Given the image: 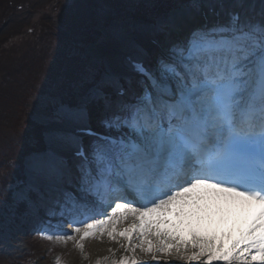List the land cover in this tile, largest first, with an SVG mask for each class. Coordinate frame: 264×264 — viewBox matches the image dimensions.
I'll return each mask as SVG.
<instances>
[{
    "label": "snow or ice",
    "instance_id": "6c2138e0",
    "mask_svg": "<svg viewBox=\"0 0 264 264\" xmlns=\"http://www.w3.org/2000/svg\"><path fill=\"white\" fill-rule=\"evenodd\" d=\"M136 70L140 90L131 96L92 89L61 104L55 134L31 161L61 214L105 202L110 211L76 221L74 234H40L79 237L83 251L106 233L132 253L111 264H140L138 248L157 264L173 255L188 264H264V12L206 23L154 69ZM100 102L102 132L90 124ZM253 205L258 212L226 245Z\"/></svg>",
    "mask_w": 264,
    "mask_h": 264
},
{
    "label": "rangeland",
    "instance_id": "374dc122",
    "mask_svg": "<svg viewBox=\"0 0 264 264\" xmlns=\"http://www.w3.org/2000/svg\"><path fill=\"white\" fill-rule=\"evenodd\" d=\"M89 1H95L94 3H98L99 6L93 10L91 9V7L85 10L84 7ZM104 1L105 0H53L51 5L50 3L45 5L42 2L39 4L37 10L33 14H25L27 15V17L25 20H23L24 24L22 26L19 24L21 22H18V24L14 25V27H11L8 23L4 26H0V149H7L11 143H16L17 140L18 143H20L19 140L23 139V126L25 123L24 118H20L19 114L14 112V121L10 122V116L8 115V112L12 110V108L8 102H3V97H8L9 94L17 93L18 96L15 95L14 100L17 103H21L26 99V96H24V98L20 102L19 95L23 94L24 91L26 92L25 94H27L28 92L30 93L37 88V85L34 84V79H28L24 76V74H11L12 70L18 69L16 67H19V62H22V55L26 52H30L33 46L34 49H36V46L38 48H41V46L38 44L44 42V38H47L49 40L51 37V39H59V37L61 36L62 38H68L66 42H68L70 50H73L72 54L74 55V59H76L77 62L80 64V67L70 66V68L76 70V72L79 74V78L83 77L86 72H90L92 70V67L94 68V70L96 68L98 70L102 67L104 68V72L102 73V81L99 80L94 82L93 87H91L90 89H86V91L96 89L94 88L96 84L98 85V89H100V84H108L107 82L111 81H115L116 83L119 81L120 78L126 80L130 79V76L127 77V74L120 75L117 78H113L114 76H112L111 69H109L108 65H106V61L104 60L102 55H100L101 51L103 49L108 48L110 45L109 41L106 39L109 38L110 40L111 38L113 40L117 31H119L120 35L129 36L132 35V33L136 32V28H145V30H148V32L151 31L157 33L159 37H163V35L165 34V40V38H170L169 31H171L176 26V20L179 18L174 16L173 20L167 23L165 21H169V19L166 18L169 17V15L166 14V16L157 17L159 14L156 13L155 15L157 18L151 22V25L143 24L145 23L144 20L142 21L141 19H138L135 16H139L141 11H144L147 15L149 13L155 12V9L161 3L160 0H135L134 3H132V0H115L117 8H119L121 10V14H123L119 17L118 15L120 14L112 10L114 8L111 6L110 0L105 2ZM166 1L168 0H164L162 4L165 5ZM222 1L227 2L230 5L227 14L233 13V10L235 8H238V10L236 11H240V13H243L247 8L245 6L246 0ZM254 1L260 3H257V6L255 8V11H257V13L254 14L255 17H258V15H261V11L263 9L262 7H259V5H261V2H263L264 0ZM219 2L220 1L218 0H202V3H204L206 6L217 4L218 7H222L223 4L220 5ZM200 3V0H191V3L189 5L198 6V4L200 5ZM150 5L154 6V8H152L151 10L148 9ZM91 6L94 8V4H92ZM131 6L132 9H130ZM134 7L136 8L135 10H133ZM208 9V7H205L203 11L205 14H207V18L214 17L212 22L216 19L219 20L220 16L223 14L220 12L219 9L217 10L216 14L207 13ZM137 10L140 11V13H136ZM172 13L173 11L170 14ZM90 15L91 18L89 19ZM251 15L253 14L251 13L250 16ZM195 16L197 18H194V20L197 23L199 21H202L201 23L211 21L204 20V17L203 19H199L198 16L201 15ZM253 16H251V18ZM108 17H113L110 23H106L105 19ZM98 18L103 21V25L101 26V28L104 35H102L103 37H101L100 40L98 38L97 30L94 29L95 23L98 22ZM85 20H87V22H92V30L90 32L89 38L85 39L87 42L86 44H90V46L86 50L84 49V51H82L78 50L80 49L78 48V46L80 47L82 45L81 38L85 37L86 35H81L80 38L79 34L77 32H74V27L76 25L81 28V26H84ZM155 21L157 22V26L153 25V22ZM45 25H48L49 27ZM192 26L193 28L197 27L195 26V24L191 23V27ZM44 35L46 37H43ZM179 39H177L176 41H179ZM164 40L158 39V41L161 43H163ZM95 48H97L98 50L97 55L92 54ZM39 51L42 50L36 51L38 55L40 54ZM45 51L46 50H44L43 52ZM34 52H31L30 54L33 55ZM156 63L157 60L156 62H148V65L155 68ZM57 71L59 73V76L56 77L55 82H49L50 84H46V86L44 87V89H46L45 94L42 95L41 99H37L39 100V104H34L32 100L33 104L30 105L31 113L28 112L27 108L28 114H32V119L40 125V128L44 130L45 146H47L49 136L54 134V125H57L56 115L57 109L59 107L58 103L61 104L63 101L60 98L61 95L57 94V86L63 81L62 77L69 72V67H63L60 70L57 69ZM49 81L51 80L49 79ZM132 84L134 83L132 82ZM48 86L52 87L49 88ZM73 93L76 94V100H78V98L82 95V91H73ZM34 94L37 95L35 91ZM10 100L11 99H9V101ZM35 100L36 99L34 98V101ZM97 124V126H99V129H103L101 127V123ZM35 153L38 152L34 151L32 156H30L26 160V168L23 175L24 179H20V181H22L21 187H18L20 183L19 180V182L17 181L14 184H10L8 186L10 192L11 190H13L11 193L12 199L10 200L12 202L11 207H16L17 210L19 204H22V200L27 199L30 189L36 190L35 194L37 195V203L39 201L41 202V198L43 200V195H41V192H39V190L35 188V183L33 181L35 175L33 171L31 172V161ZM4 176V171L0 170L1 188L3 184L7 183V180L10 178L11 175L7 173V176L5 178ZM12 177L17 179L16 174H13ZM25 193L27 195H23ZM41 204L42 205L40 207L42 208L46 204V201L44 205L42 202ZM8 205H10V203H8ZM27 205V208H29V212L33 214V207H35L36 203L32 204V202H28ZM13 213L14 211L9 212V214ZM51 219L52 221H56L55 218ZM12 220L13 219H11V216H7V224L3 225L4 236L0 237V264H57V261H59V264H66L69 261V256L72 255L73 251H75V246L77 245V241L79 240L78 237L76 241L71 242V249L73 251L66 252L64 250L66 244L63 245L61 243L62 240H49L40 234L41 231L47 232L49 230H54V227L62 229V223H51L46 221L45 223H40V225L37 222L33 230H30V228L29 230H26L21 229V227L15 222L12 228L8 226V222ZM24 223H26V220L23 222V224ZM63 242L66 243V241L64 240ZM60 254H63V256H60ZM9 257H12L14 259L9 260ZM57 258L61 259L58 260Z\"/></svg>",
    "mask_w": 264,
    "mask_h": 264
},
{
    "label": "bare ground",
    "instance_id": "6f19581e",
    "mask_svg": "<svg viewBox=\"0 0 264 264\" xmlns=\"http://www.w3.org/2000/svg\"><path fill=\"white\" fill-rule=\"evenodd\" d=\"M161 3L157 6V8L154 10L155 12L153 13H149L148 15L146 13H140L139 16H135L138 19H141L142 21L144 20L145 23L143 24H148L151 25V22L154 21L157 17L159 16H166L169 15V17H166L167 19H169V21H165V22H170L173 20L174 16L179 17L176 21V26L171 30V35L172 37L170 39L172 40H177L179 37H181L180 40L183 39V41L185 39H187V37L189 36V34L192 32V30L196 29L193 28V26L191 27V23H193V16L197 15V12L195 10H193V6H190L189 4L191 3V0H168L166 1L165 5L162 4V2H164V0H160ZM201 3L200 5L198 4V9L203 12V8L205 7V4L202 3V0H200ZM221 1V0H218ZM95 1H89L87 5H85L84 9L86 10L87 8L91 7V9H95L99 6L98 3H94ZM135 0H132V3H134ZM257 3L260 4L259 2H255L254 0H246V10L243 13H239L238 8L234 9L233 11H236L235 13H239L241 15H245L248 17H251L250 14H256L257 11H255ZM92 4H94V8L91 6ZM110 4L113 8L117 7V4L115 2V0H110ZM160 6V7H159ZM217 6V5H216ZM229 4L227 2H224L222 7H217L221 13H223L219 20L216 19L213 22H217V21H223L228 19L229 13L227 14V11L229 10ZM101 7V5H100ZM151 7V8H150ZM159 7V8H158ZM194 7H196L194 5ZM235 7V6H234ZM259 7H262V11L264 12V1L261 2V5H259ZM154 8V6L150 5L148 7V9H152ZM119 9V8H118ZM132 9V6L131 8ZM136 8L134 7L133 10H135ZM138 9V8H137ZM188 9V10H186ZM140 10V9H139ZM186 10V11H185ZM258 10V9H257ZM173 11L172 14H170ZM178 11V12H176ZM118 13H121V10L119 9ZM159 14L157 17L155 14ZM155 15V16H154ZM84 16V14H83ZM154 17V19H153ZM261 17V15H258V17L256 16V19H259ZM162 18V17H160ZM199 19H203L202 16H198ZM214 17L211 18H207L205 17L204 20H209V19H213ZM99 19V18H98ZM113 17H108L106 18V23H110L112 21ZM100 20V19H99ZM205 23V22H203ZM92 22H87V20L84 21V26H81L82 28V35H86L85 37L82 38V42L85 41L86 38H89L90 32L92 30L91 27ZM103 24L101 23V21L96 22L95 23V27L94 29L97 30L98 32V38L99 40L101 39V37H103L102 35H104L103 31H102V26ZM153 25L157 26V22H153ZM143 27V26H142ZM85 30V31H84ZM80 37V34H79ZM165 34L162 36H158L157 33L154 32H148V30H145V28H136V32L132 33V35L126 36V35H120L119 31H117V33L115 34V37L113 38V40L110 38L106 39L109 41V47L106 49H103L101 51L102 57L104 58V60L106 61V65H108L109 69H111V73L112 76H114L113 78H117L120 75H124L127 74V77L130 76L129 80L120 78L118 82L115 83V81H111V82H107L108 84H100L99 88L100 90L103 91L104 94H107L109 96H111L112 98H117L119 96V94L121 92H123L125 94V90L128 91H132L130 96L134 93V89H138L140 88V81L142 79V77L138 74L137 70L132 66L134 64H138L141 62H156V60H158L163 53L165 52V50L161 48L162 52H159L160 50V43L158 42L157 39H162L164 40ZM166 39V38H165ZM88 48V46H85L82 48V51H84V49L86 50ZM111 51V52H110ZM124 54H120V53ZM154 54H152V53ZM92 54L97 55L98 54V50L97 48H95L92 52ZM145 54V57H144ZM150 54V55H149ZM157 55V56H156ZM113 56V58H112ZM149 56V57H148ZM154 69V68H152ZM150 69V70H152ZM104 72V68L102 67L101 69H95L92 67V70L89 72H86L84 74L83 77H80L77 79L76 83H75V89H71V90H76L79 89L80 86L81 88H87L90 89L91 87H93L94 82L101 80L102 81V73ZM132 82L134 84H132ZM119 84L123 85L124 88L119 87ZM129 86V87H128ZM94 88L98 89V85L96 84L94 86ZM38 98L37 95H35V104L38 105L39 104V100L37 99H41L43 93H38ZM41 94V95H40ZM125 96H129V93H127V95ZM66 103V102H62ZM61 104H59L60 106ZM52 108V107H51ZM94 111L92 112V117H95L96 114L97 115H101L103 116V105L100 103H97L94 105ZM98 123L101 122V120H97ZM58 128V125H54V129H53V133L55 134L56 130ZM43 130V129H42ZM44 132V130H43ZM44 135V133H43ZM33 142H35V139H32ZM45 141V139H44ZM84 144H85V140H84ZM89 144V143H88ZM88 144H85L86 146H88ZM34 147V146H33ZM46 146H44L45 148ZM37 152H40L38 150H35ZM33 152L30 155H27L24 157V160H21V153H18L16 158L18 160H20L22 162V165L24 164V171L26 168V160L27 158H29L30 156H32ZM36 154V153H35ZM24 171L23 174L20 175V178L24 175ZM32 167H31V172H32ZM10 172L13 174L18 175L17 171L15 169H10ZM34 183H35V188H37V190H39V192H41V195H43L42 197L45 198V201H42V198L40 199L41 202L43 203V207L39 210H33V214L32 216H37L38 212L39 215L45 211L46 215L48 217H51L55 214H58L59 216H62L61 218L65 219L67 221V223L70 226H66L63 225L62 229H58V228H53L54 230H49L50 232H59V233H63V232H67L69 234H74V227L77 226L76 225V221H84L86 220L88 217L90 216H96V215H100V210L99 209H95L94 207H92L88 213L86 214L85 212H67V211H63V213L61 214V210L59 209V207L56 205L55 203V198L47 191L46 186L42 183L37 182L36 177L34 178ZM22 182V181H21ZM19 183L18 186L21 187L22 183ZM10 184H14V182H11ZM18 184V183H16ZM7 191L9 193H12L13 190H11V192L9 191V189L7 188ZM36 190L34 189H30L29 191V195L27 196V199H23L22 200V204L20 207V211L16 212L17 209L12 208L11 204L9 201L12 199L11 195H9V197L7 196H0V198L2 197V200L0 201L1 205L3 207H7L8 211H14L13 214H9L6 213L5 216H11V219L14 220V222L16 221V223L23 229H25V226L23 224V208L28 207V202H36L37 200V195L35 194ZM9 199L7 202H5V200ZM40 202V201H39ZM8 203H10V205H8ZM53 205V206H52ZM10 206V207H9ZM52 206V207H51ZM9 207V208H8ZM105 211H110L109 210H105ZM104 211V212H105ZM28 211L26 210L25 213H27ZM103 212V213H104ZM22 213V214H21ZM35 213V214H34ZM86 214V216H85ZM245 214L246 211L239 217L235 227L230 231V235L225 239V242L229 241V240H233L236 237V233L239 229V226L245 221ZM42 217H44V213L41 214ZM7 218V217H6ZM74 218V219H73ZM60 219H57L56 221H59ZM19 221V222H18ZM128 226L127 222L121 223L119 225H117L118 229H121L123 227ZM47 231V232H49ZM79 238V237H78ZM73 240H67L66 243L63 242V240L61 241V243L65 245L64 250L66 252L68 251H73L71 249L72 247V243ZM136 257L139 259L140 264H157V261H154L152 259V257L150 255L145 254L144 252H142L139 248L136 250L135 253ZM60 256H63V254ZM123 256H128L131 257L132 253L126 251L124 248H121L120 243L118 242H114L112 240L109 239L108 235L105 233L104 235H97L95 238H90L86 241H84V250L81 251L77 246H75V251L72 252V255L69 256V261L66 264H98V262H100V264H111V261L113 259L119 260L121 257ZM62 258V257H61ZM61 258H57L58 260ZM107 258V259H106ZM56 259V260H57ZM7 264V263H6ZM159 264H188L187 261L178 259L175 255L168 257V258H163L161 257L159 260ZM192 264H202L201 261H194L192 262Z\"/></svg>",
    "mask_w": 264,
    "mask_h": 264
},
{
    "label": "trees",
    "instance_id": "16d2710c",
    "mask_svg": "<svg viewBox=\"0 0 264 264\" xmlns=\"http://www.w3.org/2000/svg\"><path fill=\"white\" fill-rule=\"evenodd\" d=\"M42 2L45 5L49 3L51 5L53 0H0V26H4L5 24L8 23L10 24L11 27H14V25H17L18 22H21L19 24L22 26L24 24L23 20H25L27 17V15L25 14L28 13L33 14L37 10L39 4ZM112 10L115 12L119 11L117 7ZM142 12L145 13L144 11H141V13ZM136 13H140V11L137 10ZM78 28L79 27L75 25L74 32L81 33L82 32L81 28L79 29ZM43 37L46 36L44 35ZM51 38L50 40L44 38L43 39L44 42L38 44L41 46V48H38L36 46V49H34L33 46L30 52L24 53L22 55L23 57L22 62H19L20 64L19 67H16L18 69L11 71L12 75L24 74V76L27 77L28 79H34L35 81L34 84L37 85V88L30 93L28 92L27 94H25L26 92L24 91L23 94L19 95L20 102L22 101L24 96H26V99L21 103H17L14 100V96L15 95L18 96L17 93L9 94L8 97H3V102H8L12 108V110L8 112V115L10 116V122L14 121L13 116H14V112H16L19 114L20 118H24L25 123L23 126V139L19 140L20 143H18L17 140L16 143L15 142L11 143L7 149L4 148L0 149V170L4 171L5 174L4 178L7 176V173L11 175L10 178L7 180V183L3 184L2 188L0 187V196L9 197L11 193L9 194V192L6 191L8 186L10 185L11 182L15 183L18 180L20 181L21 179L20 175L23 174L24 164L22 165V162L16 158L17 154L21 153V160L23 161L25 156L30 155L35 150L42 151L45 146L44 135H43L44 132L42 128H40V125L32 119L31 117L32 114H28V112H30V105H32L33 102L35 104L34 91L35 93H37V95H39L38 93L45 94L46 89H44V87L46 86V84L47 83L50 84L49 82L52 83L55 82L56 77L59 76L57 69L60 70L63 67L67 66L69 67V72L62 77L63 81L57 86L58 89L57 94H60L61 95L60 98L61 100H63L62 102H66V103L75 102L77 99L76 94H74L73 90L71 89H75L76 79L79 78V74L76 72L75 69H71L70 66L80 67V64L77 62L76 59H74V55L72 54L73 50H70V47L68 46V42H66L68 38H62V36L59 37V39H51ZM86 43L87 42L85 40L83 44ZM78 48H80L78 50H82L83 47L78 46ZM37 50H42L39 51L40 52L39 55L36 52ZM44 50L46 51L43 52ZM31 52L32 53L34 52V54L33 55L30 54ZM49 79L51 81H49ZM48 87L51 88L52 86H48ZM86 89L87 88H81L80 86L79 89H76L74 91H82L83 94L86 92ZM9 99L11 100L9 101ZM27 108H28V112H27ZM93 111L94 108H92V112ZM91 123L94 127H96L95 118L94 119L91 118ZM32 139H35V142H33ZM10 169H15L17 171L18 173V175H16L17 179L12 177L13 173L10 172ZM1 200L2 197L0 198V201ZM8 200L9 199L5 200V202H7ZM9 202L11 203V201ZM20 207L21 205H19L18 210H16V212L20 211ZM22 208L23 210H25L26 206ZM7 211H8L7 207H3L0 203V237L4 236L3 225L7 224V218H6L7 216L5 215L10 210L8 212ZM28 223L31 224V222ZM13 224H14V220L8 222V226H10L11 228ZM10 259H14V258L9 257V260Z\"/></svg>",
    "mask_w": 264,
    "mask_h": 264
}]
</instances>
